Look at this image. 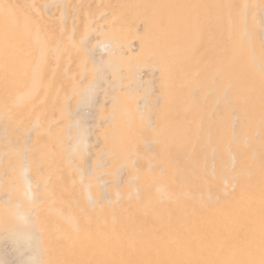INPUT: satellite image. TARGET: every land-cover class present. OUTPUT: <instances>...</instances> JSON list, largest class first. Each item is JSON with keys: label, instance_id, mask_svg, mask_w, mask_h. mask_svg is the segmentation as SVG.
Returning a JSON list of instances; mask_svg holds the SVG:
<instances>
[{"label": "rangeland", "instance_id": "rangeland-1", "mask_svg": "<svg viewBox=\"0 0 264 264\" xmlns=\"http://www.w3.org/2000/svg\"><path fill=\"white\" fill-rule=\"evenodd\" d=\"M82 1H84V3H82ZM100 1L104 5L103 9L101 8L103 6ZM77 2L76 0H0V21H2V14L4 10L9 11V9L12 8L10 12L6 13L8 16V19L6 20L7 24L5 25L6 28H2V26L0 25V81L2 79V82H0V107H3L4 109L2 108L1 110L6 112H9L7 110H10V112L14 110L15 112L12 113L13 115L11 116V118L14 120L17 119L14 122H12L11 120L12 125L14 126L13 129L16 128V132L13 129V131L10 130L11 128L9 129L10 131H2L3 129L1 127L8 123L6 120L2 121L3 119L0 121V151H4L2 153L3 155L0 153V155L3 156H1L2 159H0V168H4V170L1 171L2 176H0V179H7V182L5 184H8L7 186L10 187V191L7 187L5 193H3V195H0V199L3 200H0V202H2L0 203V220L2 219L0 224H5V226L3 224L0 226V262H3V264H47V262L48 264H105V258L109 254H116V256L113 257H117L119 256L117 255L119 253L121 254V256H119L118 259L122 261L121 264H131L130 261L126 258L129 259L131 253L138 252L137 250L140 249L139 251H141L142 253L144 251V253L147 255V258L145 255V259L143 261L145 262L144 264H210L212 261L213 262L211 264H231V262L232 264H236V261H238L237 264H245L247 260H251L249 261L250 264H264V228H261V230L263 231L260 230L261 232L258 234L260 236L262 235L261 238L259 236V240L261 241L260 244V241L257 238L258 235H256L257 237L255 239H257L259 242L254 239L255 235H252V233L250 232L246 233L248 231H244V229L234 228L229 231L230 223H234L235 220H237L242 215V218L244 217L243 219L246 222V227L250 228L249 231L251 230L252 224H255L259 220V218L264 220V180L256 171L255 173H253L255 168L256 170H259L257 169L258 167L260 169L264 167V159H262L264 158V139H261V137H264V124L261 125V123H264V118H262L264 116V108L262 109V106L264 105V99H262L264 98V0H185L184 2H176V0H79V2ZM74 3H77L78 5L75 6ZM81 3L84 6L81 5ZM87 4L89 6H87ZM92 4H95L97 10L100 9L99 12L96 10L98 13L95 11L96 7ZM81 6H83V8ZM107 7H110V10ZM78 8H80V10H83L84 8L85 9L83 11L81 10L83 12L81 13ZM41 9L43 11H41ZM70 12L72 17L70 16ZM92 13H94L95 15ZM255 14L257 17L255 16ZM96 15L97 17H95ZM65 17L67 18V21ZM82 20H85L86 24L82 22ZM27 21L28 23H26ZM245 21L247 27H245ZM139 22L141 23L139 24ZM82 23L84 25H82ZM76 24H78L79 26L77 25L76 27ZM153 25H155L156 27L154 28ZM108 26L110 27V29L108 28ZM150 26L153 27L152 30L150 29ZM75 27L77 30L76 34H72V30ZM63 29H66L65 33L63 32ZM38 30L40 31L41 35H46V38L44 37L45 39H43V41L39 43L37 40H34L35 34L38 32ZM53 30L56 34H54ZM81 30L82 34L80 33ZM194 30L197 31V34L200 36L197 39H193V35H195L193 32ZM130 31L131 33L129 34L128 32ZM115 33L120 34V36H118L122 41L120 40L119 42H116L113 40L116 36ZM99 35L101 37L103 35L104 36L101 38ZM131 35L133 38L131 37ZM156 35L159 37L158 39H156ZM240 36H243V39L239 42L238 39ZM117 38H115V40ZM139 38L141 39V41ZM86 40L87 42H85ZM145 41H147L148 43ZM208 41L210 43L207 44ZM77 42L80 44V46ZM213 44L214 46L212 48ZM210 47L211 51L208 50ZM79 49H82L81 52ZM126 49L128 50V52ZM142 49L145 52H153L150 55L152 56V60L149 56L148 61H145L142 64H138L132 61L130 62V64H125L126 66H119L117 68H114L115 63L118 60L129 55H133V57H137L136 59H138L140 57L139 52ZM165 52L166 54H164ZM209 52L210 54L214 53V57H210ZM80 53L82 54L80 55ZM157 53H161L162 55L158 57L159 59L157 61H153L154 56ZM205 53L207 54L203 57ZM77 54L79 57L77 56ZM201 56L203 57V59L201 58ZM85 57H87L88 59ZM199 58L201 59V61H198L200 60ZM221 58L222 60H220ZM42 59H44L45 61H43ZM49 59H51L52 63ZM11 60H14V63H12ZM219 60L223 62V65ZM36 65H38V68ZM77 67H79L78 71ZM257 68L260 69L258 70ZM39 69L42 71V75L40 78L41 83L36 87V89H33V83L35 81L34 78ZM24 72L25 75L23 74ZM197 72L199 74H197ZM59 76L61 77L59 78ZM161 76L163 80L159 78ZM223 76L224 81L222 80ZM67 79L70 81L68 82ZM240 79H242L241 82ZM63 80H65V82H63ZM25 81L27 82V84H22ZM218 82L219 84H217ZM223 82L225 83L223 84ZM232 82H234L235 84H233ZM56 84H58V86ZM23 85L26 86L24 87ZM162 85L165 87H163ZM221 86H225V88L222 87L221 89ZM91 87L92 89L89 90V88ZM257 87H259V90L261 89L260 92L259 90H257ZM55 88H57L58 90ZM161 88L167 90V93L165 92V94L162 95ZM232 88H235L237 90L238 88H242L240 89L241 91L238 90V93L242 91L244 92L245 90L247 95L245 94V92L242 93L243 95H245L244 98L242 97L241 93H235V89L233 90ZM7 89L10 91L8 92ZM12 89L14 94H12ZM174 89H179L180 95L176 99L172 100L170 99L169 92L173 91ZM220 89L223 92L219 91ZM252 89L254 93L252 92ZM232 90L235 93V97L231 95L233 94ZM220 92L221 96H219ZM30 94H32L31 97L29 96ZM119 94L121 96L116 98ZM254 94H258L259 96L257 97ZM5 95L7 98L5 97ZM229 95L230 97H232L231 99ZM250 95L252 96L250 97ZM260 95L262 98L260 97ZM236 96H238V98ZM247 96L248 98H246ZM27 97L29 98L27 99ZM235 98H237L238 100L239 98H241V101L238 103L236 102L237 99ZM260 98L262 99V101H260ZM3 99H8V102H5L6 100ZM33 99L35 101H33ZM67 101H69V103ZM247 102L248 104L250 103L249 106L252 105V108L256 107V109H254L257 113L255 111L253 112L254 109L252 108L251 112L249 106L245 104ZM224 103L225 106L223 105ZM50 104L53 105L51 106ZM160 104H163V106H161ZM241 104L242 108H240ZM228 105L230 106V108ZM57 106L58 108L56 109ZM113 107H115V109ZM152 107L154 109L150 110ZM227 108H229V112L225 113V110ZM18 109L24 111L25 113L18 111ZM41 110L43 113H40ZM27 111H30L31 114H37H35L34 117H31L30 115H28ZM245 111H250V113L248 112V114ZM157 112H159V117L156 116L158 115L156 114ZM162 112L164 114H162ZM240 112H242V114ZM243 112H245L249 116L247 117L245 113L243 115ZM237 113H240V115ZM184 114H187L185 119L182 118ZM216 114L218 115L216 116ZM220 114H223L225 117H223V115L221 116ZM225 114H229V116ZM25 115H27V118ZM197 115H199L200 117L197 118ZM255 116L257 119L254 118ZM259 116L261 119H259ZM206 117H208L209 120ZM229 117L231 118L229 119ZM156 118L159 120H156ZM233 118H235L234 121ZM239 118L241 119V121L243 120L242 123L240 122ZM210 119L214 121L211 122ZM226 119H229V121H227ZM200 120L202 122L201 124ZM216 120H218V122ZM168 121H170V123ZM226 121L229 126L227 125ZM1 122L3 123L1 124ZM223 122L226 123L225 127L228 126L227 128H222V126L224 127ZM18 123L20 124L18 125ZM217 123H222L220 125L221 127H219ZM158 124H162L165 127H163L159 132H156ZM203 124L205 128L207 127V129L203 128ZM211 124L212 126H210ZM17 126L19 127L17 128ZM34 126H36L37 128ZM40 126L42 128H39ZM154 126H156V128ZM249 126L251 131L248 130ZM251 126L254 130L253 132ZM258 126H261L262 128L259 129ZM21 128L23 129L21 130ZM108 128L110 129L108 130ZM220 128L225 130L223 131ZM230 128L232 129V131L230 130ZM204 129L205 132L202 133ZM103 130H107L108 132H103ZM125 130L130 133L131 144L128 146V149L126 151L127 156L123 161V159L121 158L118 159L116 153L113 152H117L118 150H120L119 139L124 136ZM213 130L215 133H213ZM238 130H242V132H239ZM31 131H33V135ZM49 131L53 132L50 133ZM219 131L220 133L222 131L224 136L222 135V133L221 135L223 137L218 134ZM226 131L229 133V135ZM54 132H56V134ZM235 132L236 134L233 135V133ZM238 132L240 134H238ZM260 132H262L261 134L263 135L258 134ZM204 133L208 135H204ZM34 135L36 136V138ZM210 135L214 136L212 137ZM236 135H238L240 139L238 137H235ZM240 135L243 139L240 137ZM54 136L56 137L54 138ZM208 137H210V139ZM224 137L227 139V142L225 141L226 139L224 140L227 144L223 141ZM14 138L17 140H15ZM217 138H220L221 140H217ZM4 139L8 142H6ZM8 139L12 141H9ZM40 141L43 142V144ZM51 141L52 144H50ZM176 141L177 143H175ZM195 141L197 143L199 141V143L196 144ZM210 141H212V143H210ZM245 141H248L249 143ZM10 142L12 143L10 144ZM16 142L18 143L15 144ZM20 142L21 144H19ZM31 142L34 145L31 144ZM47 142H49L51 146ZM200 142L202 144H200ZM223 142L226 145H223ZM161 143H164V145L162 144L161 146H159ZM247 143L249 146L252 145V148H256L257 146L258 150H256L255 148L250 149ZM27 144L29 145L27 146ZM55 144L57 145V147ZM229 144L230 147L227 146ZM231 144L233 146L236 145V147H233ZM259 144L262 145L258 146ZM4 145L5 148L3 147ZM10 145L12 147H8ZM14 145L16 146L15 149L18 148V153L16 152V150H14ZM141 145L143 146L141 147ZM206 145L208 146V148ZM237 145H239V147L241 146L240 149H243L240 150ZM244 145L247 147H244ZM20 146H22V149ZM33 146L36 147L34 148ZM38 146L40 147V149ZM45 146L47 148L46 153L47 151H49L48 155L44 152V149H46L44 148ZM224 146H227L228 148L226 147L224 150ZM136 147L138 148V150ZM205 147L207 148L206 150L210 148L211 149L205 151ZM143 148L145 149V151ZM235 148L237 149L235 150L236 152L232 150ZM247 148H249L250 152L245 150ZM26 149H28L27 152ZM36 149L40 151H42L41 149L44 150L43 157L41 156L42 153H40V151L39 153L38 150L37 152L35 151ZM12 150H14V152H12ZM72 150L74 151V153ZM226 150L228 154L226 153ZM136 151H138V153ZM210 151L211 153L206 154V152ZM238 151H241L242 153ZM55 152L57 154H60V156L56 155ZM203 152L204 154H202ZM234 152L236 154H234ZM7 153H9V155H7ZM237 153L238 155H242L238 156ZM5 154L7 156H5ZM51 154L54 155L50 157ZM224 154L226 157H223ZM260 154L262 155V157H260ZM24 155L26 156V158ZM164 155H167V157H164ZM213 155H215L216 158L217 156L219 158L216 159ZM235 155L237 158H241H236L235 160ZM257 155H259V158L256 157ZM221 156L224 159L221 158ZM229 156H232V160ZM35 158H37V162L39 163H33ZM220 158L223 160L221 161ZM14 159L16 162H13ZM8 160H10L9 165L12 164L11 167L5 164ZM112 160L115 162V165L113 164ZM205 162L209 165H207ZM238 162L242 167L238 165ZM220 163L222 166L219 165ZM222 163L224 164V166ZM32 164L34 166H32ZM205 164L208 168L204 167ZM112 165L113 167H111ZM234 166H239L237 168L242 169H237ZM129 170H131L132 172H129ZM37 171L40 173V175L43 174V176L41 175V178L37 177ZM52 171L54 172L53 175ZM214 171L217 172L214 173ZM247 172H250L252 175L256 173L257 174L254 176H250V173L248 175ZM58 173L60 174V177ZM223 173L228 175H223ZM12 174L13 176L9 177ZM55 174L58 178L54 176ZM205 174L207 177L205 176L204 179ZM129 175H132L131 178H129ZM239 175L241 177H239ZM5 176L9 178H5ZM27 176H31L34 178V183L38 185L37 189H40L42 192V194L38 195V198L36 196L31 201H28L26 197L27 179L25 177ZM83 176H85L86 179ZM227 176H229V181L226 180ZM215 177H219V179H215ZM220 177H223L225 181ZM213 178L215 179V181H217V185L215 186L213 185L215 182ZM239 178H241L242 180H239ZM58 179L62 180L60 181L61 184L59 183ZM209 179L213 180V183ZM238 180L240 181V183L238 182ZM38 181L43 182V184H40V182L38 183ZM44 181H47L45 182L46 184L44 183ZM75 181H77L76 185ZM206 181H210V183H212L213 189L212 185H209V183ZM51 183H54V186H52ZM67 183L69 184V186L67 185ZM80 184L82 186H80ZM128 184L132 187H129ZM40 185L43 189L40 188ZM55 185H59V187H61V191L59 187L57 186V188ZM91 185H93L92 187H95L92 189L90 188ZM62 186H64L65 188ZM75 187L77 191H75ZM52 188L53 190H51ZM69 188H72V190L70 189V191ZM118 189H120L121 191ZM254 189L257 191L254 194L255 197L253 196L255 199L252 198L250 200L248 199L247 194H251L249 192L254 193ZM11 190H13L12 192L15 193H11ZM95 190L97 191L95 192ZM167 190H169V192H167ZM258 190H260L261 193L260 191L258 192ZM61 192H63V194L65 195H62ZM76 192L79 193V196L77 195L78 193L76 194ZM140 193L142 195H140ZM13 194L14 197L12 196L13 198H10L11 196H9V200L8 195ZM242 195L245 196H243L242 198ZM47 196L48 198H46ZM61 197H63L64 199ZM83 197L85 202L83 201ZM91 197H94V199ZM40 198L43 200H41ZM112 198L114 200H112ZM188 198L190 199V201L188 200ZM45 199H47L48 201ZM242 199H244L245 202ZM72 200L73 202H71ZM252 200H254V202ZM120 201L121 203H119ZM240 201L244 202L245 205ZM145 202H149L150 206H144ZM188 203L190 206L188 205ZM237 203L238 205L239 203H241L242 205H239L241 207H239ZM19 204L21 206H25L26 209H29V211L27 210L28 213L26 212L24 214L22 210L24 209L23 211H25L26 209L24 207L22 208ZM236 205L239 209L236 207ZM194 207L195 209H193ZM245 207H247V209ZM244 208L246 209V211L244 210ZM250 208H254L251 209V211L257 210L258 213L257 211H254L255 213H251ZM62 209H64V211ZM169 210L173 213H170ZM199 211L202 215L199 213ZM236 211L238 212V214ZM38 212L40 214H38ZM162 213L165 217L161 216L163 215ZM176 213L180 214L177 215ZM203 213H207V216L203 215ZM26 214L28 215L26 216ZM173 215L175 216L174 218ZM198 215L199 217H196ZM238 215L239 217H237ZM222 216L223 218H219ZM4 217L6 218L4 219ZM8 217L11 218L8 219ZM50 217L53 221H51ZM152 217L154 218V220ZM252 217H254L256 220L258 218V220H254L256 221L254 222L252 221V219H254ZM25 218L29 220V223L26 225L28 226V231L20 232L19 229L25 226L23 222L24 220L22 221V219ZM139 218L141 219L139 220ZM229 218L232 219H230L232 222L229 220ZM169 219H172V221L176 222H171L168 224L167 222H170ZM75 220L76 224H78V230L74 228ZM141 220H146V222L143 221V223H141ZM219 221L223 222L221 223ZM44 222L50 225L47 226V224ZM248 222L249 226H247ZM144 223L145 225H143ZM163 223H166L167 226L163 225ZM201 223H203L202 226ZM58 224H61L63 228ZM220 224H224V226ZM171 225H175L176 227L174 228ZM142 226L145 228H143ZM166 227L169 228V230ZM162 228L165 229L163 230ZM139 229H141L142 231ZM214 229H216L217 231ZM207 231L210 233H208ZM229 234L231 237L229 236ZM236 234L240 238H238ZM31 235L34 238H31ZM226 236H228V240ZM232 236L234 239H232ZM20 237H24V240L20 239ZM220 238L222 239L221 241ZM40 239L43 240L41 241ZM224 239L227 241H225ZM30 240L33 241L30 242ZM254 241L255 243L253 244ZM256 241L258 242V244ZM29 242L32 244H30L29 246L26 245ZM33 242H35L36 244H33ZM222 242L226 243V245H222ZM44 243L47 244V247H44ZM130 243L133 245H131ZM179 243H181L182 246L179 245ZM49 244H52L53 246ZM220 244L222 247L220 246ZM261 244L262 246H260ZM254 246L256 249L254 248ZM150 247L152 248L150 249ZM195 247L197 248L196 251ZM260 247H262L261 250ZM31 248H36L37 252L35 250L33 252V249ZM113 248H115V250ZM23 249H25L26 251ZM50 249L52 250L50 251ZM112 249L113 251H111ZM251 249L253 250V252ZM38 250H41L42 252L38 253ZM250 251L252 252V254ZM105 252L106 254H109L106 255ZM164 252L168 254L166 255ZM259 252L260 254H258ZM125 253H127L128 255ZM157 253L159 255L163 254V258L161 256L159 257ZM197 253L199 255H196ZM124 254L126 255V258L124 257ZM27 255H29L30 257ZM222 256L226 259L225 260L223 258L224 262L222 261ZM230 256L234 257V260H230ZM27 257H29V259H27ZM176 257H179V259ZM102 258L104 259V261L101 260ZM113 259L115 260L116 258ZM122 259H124V261ZM217 259L219 262L217 261ZM114 260H111L112 264H120L118 260ZM228 260L230 261V263L228 262ZM241 260L243 261V263L241 262ZM143 262H141L140 264H143ZM249 262H247L246 264H248Z\"/></svg>", "mask_w": 264, "mask_h": 264}, {"label": "bare ground", "instance_id": "bare-ground-1", "mask_svg": "<svg viewBox=\"0 0 264 264\" xmlns=\"http://www.w3.org/2000/svg\"><path fill=\"white\" fill-rule=\"evenodd\" d=\"M102 1H103V0H102ZM177 1H178V2H184L185 0H176V2H177ZM76 2H77V0H76ZM78 2H79V0H78ZM78 2H77V3H78ZM80 2H81V1H80ZM88 2H89V1H88ZM93 2H94V1H93ZM100 2H101V1H100ZM106 2H107V1H106ZM108 2H109V1H108ZM77 3H76V4L74 3L75 6L78 5ZM82 3H84V1H82ZM82 3H81V5H83ZM91 3H92V2H91ZM101 3H102V2H101ZM104 3H105V2H104ZM115 3H116V2H115ZM229 3H231V2H229ZM54 4H55V3H54ZM59 4H60V3H59ZM64 4H65V3H64ZM110 4H111V3H110ZM85 5H86V4H85ZM92 5L95 6V4H92ZM177 5H178V4H177ZM67 6H68V4H67ZM71 6H72V5H71ZM83 6H84V5H83ZM83 6H81V7L83 8ZM87 6H89V5L87 4ZM100 6H101V5H100ZM102 6H103V7H101V8L103 9V8H104L103 3H102ZM112 6H113V5H112ZM116 6H117V5H116ZM224 6H225V5H224ZM95 7H96V6H95ZM110 7H111V6H110ZM110 7H109V8H110ZM236 7H237V6H236ZM58 8H59V7H58ZM70 8H71V7H70ZM76 8H77V7H76ZM107 8H108V7H107ZM109 8H108V9H109ZM111 8H112V7H111ZM250 8H251V7H250ZM11 9H12V8H11ZM11 9H9V11H8V10H4V12H3V14H2V15H3V17H2V21H0V25L2 26V28H6V27H5V25L7 24V21H6V20L8 19V16H7L6 13L10 12ZM28 9H29V8H28ZM67 9H68V7H67ZM78 9L80 10V8H78ZM84 9H85V8H84ZM84 9H83V10H84ZM91 9H92V8H91ZM108 9H107V10H108ZM81 10H82V9H81ZM81 10H80V11H81ZM83 10H82V11H83ZM96 10H97V7H96L95 11H96ZM99 10H100V9H98L97 11L99 12ZM105 10H106V9H105ZM109 10H110V9H109ZM152 10H153V8H152ZM192 10H193V9H192ZM245 10H247V9H245ZM41 11H43V10L41 9ZM68 11H69V9H68ZM68 11H67V12H68ZM82 11H81V13H83ZM86 11H87V9H86ZM97 11H96V12H97ZM112 11H113V10H112ZM177 11H178V10H177ZM98 12H97V13H98ZM109 12H110V11H109ZM204 12H205V11H204ZM65 13H66V12H65ZM84 13H85V12H84ZM94 13H95V12H94ZM94 13H92V14H94ZM111 13H112V12H111ZM183 13H184V12H183ZM186 13H188V12H186ZM186 13H185V14H186ZM67 14H68V13H67ZM67 14H66V15H67ZM79 14H80V13H79ZM79 14H78V15H79ZM85 14H86V13H85ZM90 14H91V12H90ZM90 14H89V15H90ZM95 14H96V13H95ZM95 14H94V15H95ZM108 14H109V13H108ZM243 14H244V13H243ZM252 14H253V13H252ZM42 15H43V14H42ZM68 15H69V14H68ZM68 15H67V16H68ZM94 15H93V16H94ZM109 15H110V14H109ZM180 15H181V14H180ZM70 16H71V12H70ZM93 16H92V17H93ZM236 16H237V15H236ZM244 16H245V15H244ZM255 16H256V14H255ZM41 17H42V16H41ZM71 17H72V16H71ZM95 17H97V15H96ZM181 17H182V16H181ZM242 17H243V16H242ZM245 17H246V16H245ZM245 17H244V18H245ZM253 17H254V16H253ZM256 17H257V16H256ZM35 18H37V17H35ZM65 18H66V17H65ZM93 18H94V17H93ZM106 18H107V17H106ZM121 18H122V17H121ZM132 18H133V17H132ZM68 19H69V18H68ZM76 19H77V18H76ZM94 19H95V18H94ZM127 19H128V18H127ZM257 19H258V18H257ZM26 20H27V19H26ZM35 20H36V19H35ZM78 20H79V19H78ZM103 20H104V19H103ZM46 21H47V20H46ZM66 21H67V18H66ZM66 21H64V22H66ZM93 21H94V20H93ZM105 21H106V20H105ZM68 22H69V21H68ZM82 22L85 23V20H84V21L82 20ZM103 22H104V21H103ZM243 22H244V21H243ZM26 23H28V21H27ZM53 23H54V22H53ZM60 23H61V21H60ZM94 23H95V22H94ZM114 23H115V22H114ZM137 23H138V22H137ZM140 23H141V22H139V24H140ZM224 23H225V22H224ZM224 23H223V24H224ZM63 24H64V23H63ZM85 24H86V23H85ZM91 24H92V23H91ZM97 24H98V22H97ZM104 24H105V23H104ZM61 25H62V24H61ZM67 25H68V24H67ZM77 25H78V24H76V27H77ZM82 25H84V24L82 23ZM107 25H109V24H107ZM107 25H106V26H107ZM183 25H184V24H183ZM185 25H186V24H185ZM198 25H199V24H198ZM246 25H247V24H246V21H245V27H247ZM1 26H0V27H1ZM78 26H79V25H78ZM96 26H97V25H96ZM99 26H100V25H99ZM137 26H138V25H137ZM153 26H154V28L156 27L155 25H153ZM76 27L72 30V34H76V31H77V30H76ZM104 27H105V26H104ZM204 27H205V26H204ZM62 28H63V26H62ZM64 28H65V27H64ZM82 28H83V26H82ZM99 28H100V27H99ZM108 28L110 29L109 26H108ZM128 28H129V27H128ZM261 28H262V27H261ZM48 29H49V27H48ZM78 29H79V27H78ZM106 29H107V28H106ZM106 29H105V30H106ZM136 29H137V28H136ZM136 29H135V30H136ZM150 29L152 30L153 27L150 26ZM63 30H64V29H63ZM65 30H66V29H65ZM65 30L63 31L64 33H65ZM95 31H96V30H95ZM165 31H166V30H165ZM251 31H252V30H251ZM53 32H54V34H56L54 30H53ZM67 32H68V30H67ZM81 32H82V30L80 31V33H81ZM107 32H111V31H107ZM193 32H194V34H195V35H193V39H197V38L200 37V36L197 34V31L194 30ZM227 32H228V31H227ZM78 33H79V31H78ZM103 33H104V32H103ZM128 33L130 34L131 31L128 32ZM188 33H189V32H188ZM62 34H63V33H62ZM81 34H82V33H81ZM88 34H89V32H88ZM109 34H110V33H109ZM123 34H125V33H123ZM126 34H127V33H126ZM135 34H136V33H135ZM115 35H116V36H115ZM115 35H114L115 38H117V37H118V38H117L116 40H115V38H114L113 40L116 41V42H119V41L121 40V38L119 37L120 34H119V33H117V34L115 33ZM118 35H119V36H118ZM246 35H247V34H246ZM60 36H61V35H60ZM72 36H73V35H72ZM82 36H83V35H82ZM89 36H90V35H89ZM99 36H100V35H99ZM103 36H104V35H103ZM103 36H102V37H103ZM129 36H130V35H129ZM156 36H157V35H156ZM44 37L46 38V35H41V34H40V31L38 30V32L35 34V38H34V40H35V41L37 40L38 43H39V42L43 41V39H45ZM100 37H101V36H100ZM102 37H101V38H102ZM108 37H109V36H108ZM131 37H132V35H131ZM134 37H135V36H134ZM74 38H75V36H74ZM132 38H133V37H132ZM141 38H142V37H141ZM145 38H146V37H145ZM149 38H150V37H149ZM158 38H159V37L157 36L156 39H158ZM57 39H58V38H57ZM139 39H140V38H139ZM242 39H243V36H240L239 39H238V41L240 42ZM78 40H79V39H78ZM78 40H77V41H78ZM129 40H130V39H129ZM144 40H145V39H144ZM144 40H143V41H144ZM146 40H147V39H146ZM148 40H149V39H148ZM150 40H151V39H150ZM176 40H177V39H176ZM234 40H235V39H234ZM252 40H253V39H252ZM121 41H122V40H121ZM140 41H141V39H140ZM257 41H258V40H257ZM85 42H87V40H86ZM145 42H147V41H145ZM181 42H185V41H181ZM77 43H78V42H77ZM147 43H148V42H147ZM208 43H210V42L208 41L207 44H208ZM250 43H251V42H250ZM52 44H53V43H52ZM141 44H143V43H141ZM78 45L80 46L79 43H78ZM84 45H85V44H84ZM98 45H99V44H98ZM240 45H241V43H240ZM255 45H256V43H255ZM210 46H211V45H210ZM213 46H214V44L212 45V48H213ZM215 46H217V45H215ZM249 46H250V45H249ZM251 46H252V45H251ZM84 47H85V46H84ZM86 47H87V46H86ZM88 47H90V46H88ZM98 47H99V46H98ZM101 47H102V46H101ZM80 48H81V47H80ZM108 48H109V45H108ZM152 49H153V48H152ZM205 49H206V48H205ZM210 49H211V47H210L208 50L211 51ZM219 49H220V48H219ZM249 49H251V48H249ZM41 50H42V49H41ZM79 50H80V49H79ZM81 50H82V49H81ZM81 50H80V52H81ZM126 50H127V49H126ZM208 50H207V51H208ZM245 50H246V49H245ZM218 51H219V50H218ZM242 51H243V50H242ZM242 51H241V52H242ZM41 52H42V51H41ZM82 52H83V51H82ZM127 52H128V50H127ZM129 52H130V50H129ZM245 52H246V51H245ZM33 53H34V52H33ZM43 53H44V51H43ZM71 53H72V52H71ZM131 53H132V52H131ZM131 53H130V54H131ZM152 53H153V52H145V51L142 49V50L139 52L140 57H139L138 59H136L137 57H136V58L133 57V55H129V56H127V57H124V58L118 60V61L115 63V67H114V68H117V67H119V66H126L125 64H130V62H132V61H134V62H136V63H138V64H142V63H144L145 61H146V62L148 61V58H149V56H150ZM207 53H208V52H207ZM207 53H205V55H203V57L206 56ZM251 53H252V52H251ZM255 53H256V52H255ZM47 54H48V53H47ZM81 54H82V53H80V55H81ZM164 54H166V52H165ZM164 54H163V55H164ZM209 54H210V52H209ZM239 54H240V53H239ZM124 55H126V54H124ZM161 55H162L161 53H157V54H155L153 61H157V60L159 59L158 57H160ZM213 55H215V54H214V53H211V54H210V57H212ZM77 56H78V54H77ZM83 56H84V55H83ZM122 56H123V55H122ZM250 56H251V55H250ZM256 56H257V54H256ZM43 57H44V56H43ZM62 57H63V56H62ZM62 57H61V58H62ZM78 57H79V56H78ZM151 57H152V56H150V59H151ZM203 57L201 56L202 59H203ZM213 57H214V56H213ZM85 58H87V57H85ZM118 58H120V57H118ZM252 58H253V57H252ZM76 59H77V57H76ZM87 59H88V58H87ZM199 59H200V58H199ZM42 60L45 61L44 59H42ZM49 60L51 61V59H49ZM59 60H60V59H59ZM78 60H79V59H78ZM151 60H152V59H151ZM209 60H210V59H209ZM220 60H222V58H221ZM220 60H219V61H220ZM71 61H72V60H71ZM86 61H87V60H86ZM198 61H201V59L198 60ZM262 61H263V60H262ZM11 62L14 63V60H11ZM217 62H218V61H217ZM260 62H261V61H260ZM51 63H52V61H51ZM136 63H135V64H136ZM153 63H154V62H153ZM178 63H179V62H178ZM197 63H198V62H197ZM220 63L223 65V62H222V61H220ZM41 64H42V63H41ZM44 64H45V63H44ZM133 64H134V63H133ZM133 64H132V65H133ZM50 65H51V64H50ZM205 65H206V64H205ZM261 65H262V64H261ZM36 66H37V68H38V65H36ZM48 66H49V65H48ZM176 66H177V65H176ZM249 66H250V65H249ZM249 66H248V67H249ZM262 66H263V65H262ZM186 67H187V66H186ZM205 67H206V66H205ZM41 68H42V66H41ZM41 68H40V69H41ZM78 68H79V67H77V71H78ZM178 68H179V67H178ZM223 68H224V67H223ZM249 68H250V67H249ZM40 69L37 71V74H36V76H35V78H34L35 81H34V83H33V89H36V87H37L38 85H40V83H41V82H40V78H41V75H42V71H41ZM48 69H49V68H48ZM129 69H130V68H129ZM184 69H185V68H184ZM191 69H193V68H191ZM238 69H239V68H238ZM257 69H258V68H257ZM259 69H260V68H259ZM259 69H258V70H259ZM120 70H121V69H120ZM249 70H250V69H249ZM52 71H53V70H52ZM57 71H58V70H57ZM74 71H75V70H74ZM77 71H76V72H77ZM158 71H159V69H158ZM162 71H164V70H162ZM55 72H56V71H55ZM227 72H228V71H227ZM230 72H231V71H230ZM57 73H58V72H57ZM59 73H60V71H59ZM68 73H69V72H68ZM71 73H72V72H71ZM161 73H162V72H161ZM164 73H166V72H164ZM199 73H200V71H199ZM199 73L197 72V74H199ZM261 73H263V72H261ZM23 74L25 75V72H24ZM44 74H45V73H44ZM85 74H86V73H85ZM168 74H169V73H168ZM168 74H167V75H168ZM181 74H184V73H181ZM194 74H195V73H194ZM194 74H193V75H194ZM231 74H232V73H231ZM237 74H238V73H237ZM259 74H260V72H259ZM47 75H48V74H47ZM56 75H57V74H56ZM60 75H61V74H60ZM158 75H159V74H158ZM165 75H166V74H165ZM200 75H201V74H200ZM227 75H228V74H227ZM241 75H242V74H241ZM246 75H247V74H246ZM79 76H80V75H79ZM174 76H175V75H174ZM196 76H198V75H196ZM60 77H61V76H59V78H60ZM246 77H248V76H246ZM263 77H264V75H263ZM78 78H79V77H78ZM159 78L162 79V76L159 77ZM244 78H245V77H244ZM249 78H250V77H249ZM256 78H257V77H256ZM26 79H27V78H26ZM43 79H44V78H43ZM91 79H92V78H91ZM161 79H160V80H161ZM254 79H255V78H254ZM53 80H54V79H53ZM60 80H61V79H60ZM67 80H68V79H67ZM74 80H75V79H74ZM160 80H159V81H160ZM162 80H163V79H162ZM165 80H166V79H165ZM168 80H169V79H168ZM222 80L224 81V76H223V79H222ZM241 80H242V79H240V82H241ZM249 80H250V79H249ZM3 81H4V80H3ZM42 81H43V80H42ZM69 81H70V80H68V82H69ZM76 81H78V80H76ZM166 81H167V80H166ZM192 81H193V80H192ZM244 81H245V80H244ZM258 81H259V80H258ZM0 82H2V79H1ZM25 82H26V81H25ZM25 82L22 83V84H27V82H26V83H25ZM38 82H39V83H38ZM63 82H65V80H63ZM235 82H236V81H235ZM255 82H256V81H255ZM6 83H7V82H6ZM6 83H2V84H6ZM80 83H81V82H80ZM83 83H84V82H83ZM183 83H184V82H183ZM191 83H192V82H191ZM199 83H200V82H199ZM209 83H210V82H209ZM220 83H222V82H220ZM224 83H225V82H223V84H224ZM232 83L235 84L234 82H232ZM237 83H238V82H237ZM248 83H249V82H248ZM210 84H211V83H210ZM217 84H219V82H218ZM226 84H227V83H226ZM7 85H9V84H7ZM7 85H6V86H7ZM51 85H52V84H51ZM56 85L58 86V84H56ZM64 85H65V84H64ZM220 85H221V84H220ZM239 85H240V84H239ZM1 86H2V85H1ZM23 86H24V85H23ZM25 86H26V85H25ZM25 86H24V87H25ZM162 86H163V85H162ZM225 86H226V85H225ZM225 86H221V89H222V87L225 88ZM235 86H236V85H235ZM235 86H232V87H235ZM252 86H253V85H252ZM254 86H255V85H254ZM256 86H257V85H256ZM16 87H17V86H16ZM16 87H14V88H16ZM92 87H93V86H92ZM92 87L89 88V90L92 89ZM163 87H165V86H163ZM229 87H230V86H229ZM236 87H237V86H236ZM238 87H240V86H238ZM3 88H4V86H3ZM39 88H41V87H39ZM68 88H69V87H68ZM8 89H9V87H8ZM8 89H7V91L9 92L10 90H8ZM55 89H57V88H55ZM204 89H205V88H204ZM204 89H203V90H204ZM221 89H220L219 91L223 92ZM232 89H233V88H232ZM234 89H235V88H234ZM234 89H233V90H234ZM240 89H242V88H238L239 91H241ZM244 89H245V88H244ZM244 89H243V90H244ZM2 90H3V89H2ZM41 90H42V89H41ZM57 90H58V89H57ZM67 90H68V89H67ZM227 90H228V89H227ZM233 90H232V91H233ZM236 90H237V89L234 90L235 93H238V90H237V92H236ZM257 90H259V87H257ZM260 90H261V89H260ZM260 90H259V92H260ZM86 91H88V90H86ZM166 91H167V90H164V89L161 88V94H162V95L165 94ZM229 91H230V89H229ZM234 91L232 92L233 94H231L230 92H229V93L235 97V95H234V94H235ZM4 92H5V91H4ZM12 92H13V89H12ZM12 92H11V93H12ZM41 92H42V91H41ZM41 92H40V93H41ZM54 92H55V90H54ZM54 92H53V93H54ZM62 92H64V91H62ZM62 92H61V93H62ZM203 92H204V91H203ZM221 92H220L219 96H221ZM225 92H226V91H225ZM244 92H245V90H244ZM244 92L242 91V92H239V93L242 94V93H244ZM248 92H249V91H248ZM250 92H251V91H250ZM252 92L254 93L253 89H252ZM32 93H33V92H32ZM49 93H50V91H49ZM53 93H52V95H53ZM133 93H135V92H133ZM166 93H167V92H166ZM201 93H202V91H201ZM205 93H206V92H205ZM205 93H204V94H205ZM239 93H238V94H239ZM255 93H256V92H255ZM12 94H14V92H13ZM35 94H36V93H35ZM238 94H237V95H238ZM245 94H246V92H245ZM248 94H250V93H248ZM259 94H260V93H259ZM261 94H262V92H261ZM31 95H32V94H30L29 96L31 97ZM158 95H159V93H158ZM179 95H180V91H179V89H174L173 91H170V92H169L170 99H172V100H173V99H176ZM188 95H189V94H188ZM246 95H247V94H246ZM254 95H255V94H254ZM38 96H39V95H38ZM120 96H121V95L119 94L116 98H118V97H120ZM129 96H130V95H129ZM227 96H228V95H227ZM244 96H245V95L242 94V97H244ZM251 96H252V95H250V97H251ZM255 96L258 97L259 95L257 94V95H255ZM2 97H4V96H2ZM5 97H6V95H5ZM11 97H13V96H11ZM11 97H10V98H11ZM59 97H60V96H59ZM229 97H230V95H229ZM236 97L238 98V96H236ZM242 97H241V98H242ZM260 97H261V95H260ZM6 98H7V97H6ZM28 98H29V97H27V99H28ZM37 98H38V97H37ZM37 98H36V99H37ZM182 98H183V97H182ZM186 98H188V97H186ZM212 98H213V97H212ZM215 98H216V97H215ZM215 98H214V99H215ZM231 98H232V97H230V99H231ZM237 98H235V99H237ZM241 98H239V100L237 99L236 102L239 103V102L241 101V100H240ZM244 98H245V97H244ZM246 98H248V96H247ZM261 98H262V97H261ZM261 98H260V99H261ZM1 99H2V98H1ZM52 99H53V98H52ZM70 99H71V98H70ZM205 99H206V98H205ZM250 99H251V98H250ZM260 99H259V100H260ZM262 99H264V98H262ZM262 99H261L260 101H262ZM3 100H6V99H3ZM7 100H8V99H7ZM7 100H6L5 102H8ZM53 100H54V99H53ZM53 100H52V101H53ZM117 100H118V99H117ZM206 100H207V99H206ZM219 100H220V99H219ZM248 100H249V99H248ZM259 100H258V101H259ZM1 101H2V100H1ZM33 101H35V100L33 99ZM42 101H44V100H42ZM55 101H56V100H55ZM59 101H60V100H59ZM180 101H181V99H180ZM207 101H208V100H207ZM207 101H206V102H207ZM232 101H233V100H232ZM249 101H250V100H249ZM64 102H65V101H64ZM67 102L69 103V101H67ZM229 102H230V101H229ZM234 102H235V101H234ZM252 102H253V100H252ZM255 102H256V101H255ZM59 103H60V102H59ZM62 103H63V102H62ZM68 103H67V104H68ZM113 103H114V100H113ZM211 103H212V102H211ZM213 103H214V102H213ZM20 104H21V103H20ZM45 104H47V103H45ZM233 104H234V103H233ZM245 104H247V105L249 106L250 103L248 104V102H247V103H245ZM245 104H244V105H245ZM252 104H253V103H252ZM24 105H26V104H24ZM41 105H42V104H41ZM50 105H51V104H50ZM52 105H53V104H52ZM52 105H51V106H52ZM160 105L163 106V104H160ZM221 105H222V103H221ZM221 105H220V106H221ZM223 105L225 106V103H224ZM262 105H263V104H262ZM26 106H28V105H26ZM39 106H40V104H39ZM59 106H60V105H59ZM62 106H63V105H62ZM114 106H115V105H114ZM165 106H166V105H165ZM211 106H212V105H211ZM228 106H229V105H228ZM250 106H251V107H250ZM250 106H249V108H250V110H251L252 105H250ZM256 106H257V105H256ZM263 106H264V105H263ZM263 106H262V109L264 108ZM7 107H8V106H7ZM15 107H17V106H15ZM213 107H214V106H213ZM239 107H240V105H239ZM2 108H3V107H2ZM2 108L0 107V121L3 119L2 121L6 120L7 123H8V124H5V125H3V126L1 127V128L3 129L2 131H4V130H9L10 128H11L10 130H12L13 127H14V126L12 125V122H14L15 120H17V119L14 120V119L11 118V116L13 115L12 113H14L15 111L12 110V111L10 112V110H7V111H9V112H6V111L1 110ZM13 108H14V107H13ZM13 108H12V109H13ZM18 108H19V107H18ZM22 108H23V107H22ZM22 108H21V109H22ZM26 108H27V107H26ZM32 108H33V107H32ZM43 108H44V107H43ZM57 108H58V106L56 107V109H57ZM113 108L115 109V107H113ZM113 108H112V109H113ZM155 108H156V107H155ZM167 108H168V107H167ZM207 108H208V107H207ZM211 108H212V107H211ZM223 108H224V107H223ZM229 108H230V106H229ZM229 108H227V109L225 110V111H226L225 113H228V112H229ZM232 108H233V106H232ZM240 108H242V104H241V107H240ZM240 108H239V109H240ZM243 108H244V107H243ZM249 108H248V110H249ZM254 108L256 109V107H254ZM254 108H252V109H254ZM3 109H4V108H3ZM15 109H16V108H15ZM39 109H40V107H39ZM44 109H45V108H44ZM152 109H154V108L152 107L150 110H152ZM176 109H177V108H176ZM208 109H209V108H208ZM234 109H235V108H234ZM236 109H237V108H236ZM246 109H247V107H246ZM255 109L253 110V112L255 111ZM52 110H53V109H52ZM59 110H60V109H59ZM59 110H58V111H59ZM155 110H157V109H155ZM204 110H206V109H204ZM221 110H222V109H221ZM227 110H228V111H227ZM237 110H238V109H237ZM263 110H264V109H263ZM16 111H17V110H16ZM18 111H21V110L18 109ZM53 111H54V110H53ZM113 111H114V110H113ZM113 111H112V112H113ZM167 111H168V110H167ZM167 111H166V112H167ZM238 111H239V110H238ZM246 111H247V110H246ZM246 111H245V112H246ZM21 112H24V111H21ZM27 112H28V111H27ZM27 112H26V114H27ZM44 112H45V111H44ZM51 112H52V111H51ZM56 112H57V110H56ZM163 112H164V111H163ZM163 112H162V114H164ZM245 112H243V115H244ZM248 112L250 113V111H248ZM248 112H246V113H248ZM251 112H252V110H251ZM255 112H256V111H255ZM24 113H25V112H24ZM40 113H43L42 110H41ZM113 113H114V112H113ZM141 113H143V112H141ZM160 113H161V111H160ZM205 113H206V112H205ZM208 113H209V112H208ZM223 113H224V112H223ZM240 113L242 114V112H240ZM240 113H237V114L240 115ZM246 113H245V114H246ZM249 113H248V114H249ZM256 113H257V112H256ZM258 113H259V112H258ZM263 113H264V111H263ZM35 114H37V113H35ZM35 114H31L30 111L28 112V115H30L31 117H34ZM106 114H107V112H106ZM156 114H158V115H156V116L159 117V112H157ZM198 114H199V113H198ZM206 114H207V113H206ZM248 114H246L247 117L249 116ZM20 115H22V114H20ZM141 115H142V114H141ZM180 115H181V114H180ZM186 115H187V114H184V115L182 116V118L185 119ZM202 115H203V114H202ZM217 115H218V114H216V116H217ZM220 115L222 116L223 114H220ZM225 115H228V116H229V114H225ZM239 115H237V116H239ZM246 115H245V116H246ZM259 115H261V114H259ZM263 115H264V114H263ZM23 116H24V115H23ZM25 116H26V118H27V115H25ZM39 116H40V115H39ZM57 116H58V115H57ZM57 116H56V117H57ZM67 116H68V115H67ZM197 116H198L197 118L200 117L199 115H197ZM228 116H226V117H228ZM250 116H251V114H250ZM256 116H258V115H256ZM256 116H255L254 118H256ZM18 117H19V115H18ZM18 117H17V118H18ZM42 117H43V116H42ZM158 117H157V118H158ZM160 117H161V116H160ZM177 117H179V116H177ZM203 117H204V116H203ZM223 117H225V116L223 115ZM240 117H241V116H240ZM252 117H253V116H252ZM261 117H262V116H261ZM106 118H107V117H106ZM108 118H110V117H108ZM157 118H156V120H159V119H157ZM175 118H176V116H175ZM204 118H205V117H204ZM206 118H208V117H206ZM230 118H231V117H229V119H230ZM237 118H238V117H237ZM249 118H250V117H249ZM262 118H264V116H263ZM111 119H112V118H111ZM213 119H214V117H213ZM229 119H228V120L226 119V120L229 121ZM234 119H235V118H233V121H234ZM239 119H240V118H239ZM246 119H247V118H246ZM256 119H257V118H256ZM256 119H255V120H256ZM259 119H261L260 116H259ZM11 120H12V122H11ZM38 120H39V119H38ZM48 120H49V119H48ZM172 120H173V119H172ZM172 120H171V121H172ZM201 120H202V119H201ZM201 120H200V124L202 123ZM208 120H209V118H208ZM221 120H222V119H221ZM224 120H225V119H224ZM224 120H223V121H224ZM247 120H248V119H247ZM247 120H246V121H247ZM28 121H29V120H28ZM118 121H119V120H118ZM184 121H185V120H184ZM187 121H188V120H187ZM194 121H195V120H194ZM204 121H205V120H204ZM210 121L213 122L214 120L212 121V120L210 119ZM210 121H207V122H210ZM216 121L218 122V120H216ZM227 121H226V123H227ZM242 121H243V120H242ZM242 121H241V119H240V122H241V123H242ZM248 121H249V120H248ZM251 121H252V120H251ZM258 121H259V120H258ZM260 121H261V120H260ZM262 121H263V120H262ZM31 122H32V121H31ZM46 122H47V121H46ZM107 122H108V121H107ZM168 122L170 123V121H168ZM220 122H221V121H220ZM249 122H250V121H249ZM2 123H3V122H1V124H2ZM47 123H48V122H47ZM110 123H111V122H110ZM155 123H156V122H155ZM185 123H186V122H185ZM198 123H199V121H198ZM223 123H224V127L222 126V128H227V127L229 126L228 123H227L228 126L225 127L226 123H225V122H223ZM258 123H259V122H258ZM19 124H20V123H18V125H19ZM25 124H26V123H25ZM38 124H39V123H38ZM44 124H45V122H44ZM124 124H125V123H124ZM167 124H168V123H167ZM167 124H165V125H167ZM212 124H213V123H212ZM212 124H211L210 126H212ZM221 124H222V123H221ZM221 124H218V123H217V125H219V127H221V126H220ZM252 124H253V123H252ZM262 124H264V123H261V125H262ZM31 125H32V124H31ZM50 125H51V124H50ZM61 125H62V124H61ZM178 125H179V124H178ZM180 125H182V124H180ZM189 125H190V124H189ZM189 125H188V126H189ZM198 125H199V124H198ZM235 125H236V124H235ZM240 125H241V124H240ZM247 125H249V124H247ZM27 126H28V125H27ZM38 126H39V125H38ZM44 126H45V125H44ZM139 126H140V125H139ZM139 126H138V127H139ZM200 126H201V125H200ZM203 126H204V124H203ZM210 126H209V127H210ZM243 126H244V125H243ZM263 126H264V125H263ZM18 127H19V126H17V128H18ZM20 127H21V126H20ZM22 127H23V126H22ZM24 127H25V126H24ZM34 127H36V126H34ZM154 127L156 128V126H154ZM154 127H153V129H154ZM163 127H165V126H163L162 124H160V125L158 124V128L156 129V132H159ZM189 127H190V126H189ZM258 127H259V129L262 128L261 126H258ZM27 128H28V127H27ZM36 128H37V127H36ZM39 128H42V127L40 126ZM43 128H45V127H43ZM145 128H147V127H145ZM149 128H150V127H149ZM198 128H199V127H198ZM203 128H205V126H204ZM222 128H220V129L224 131L225 129H222ZM242 128H244V127H242ZM15 129H16V128H14L13 130L16 132ZM22 129H23V128H21V130H22ZM25 129H26V128H25ZM109 129H110V128H108V130H109ZM183 129H184V128H183ZM205 129H207V127H206ZM205 129H204V131H202V133L205 132ZM240 129H241V128H240ZM247 129H248V128H247ZM251 129H252V132H253L254 130H253L252 126H251ZM259 129H258V130H259ZM10 130H9V131H10ZM13 130H12V131H13ZM19 130H20V129H19ZM36 130H37V129H36ZM45 130H46V129H45ZM147 130H148V129H147ZM185 130H186V129H185ZM230 130L232 131L231 128H230ZM233 130H234V129H233ZM236 130H237V129H236ZM244 130H245V129H244ZM248 130L251 131V130H250V126H249V129H248ZM248 130H247V131H248ZM262 130H263V129H262ZM55 131H56V130H55ZM105 131L108 132L107 130H105ZM105 131L103 130V132H105ZM150 131H151V130H150ZM152 131H153V130H152ZM177 131H178V130H177ZM238 131H239V130H238ZM240 131L242 132V130H240ZM240 131H239V132H240ZM247 131H246V132H247ZM256 131H257V130H256ZM263 131H264V130H263ZM32 132H33V131H31V133H32ZM49 132H50V131H49ZM51 132H53V131H51ZM51 132H50V133H51ZM140 132H141V131H140ZM226 132H227V131H226ZM226 132H225V133H226ZM239 132H238V134H240ZM5 133H6V132H5ZM42 133H44V132H42ZM54 133L56 134V132H54ZM202 133H201V134H202ZM213 133H215L214 130H213ZM213 133H211V134H213ZM221 133H222V131H221ZM221 133H220V131H219L218 134L221 135ZM261 133H262V132H260V133H258V134H261ZM14 134H15V133H14ZM46 134H47V133H46ZM125 134H126V135H125ZM125 134H124L123 137H121V138L119 139V141H120V142H119V143H120V145H119L120 150H118L117 152H113V153H116L118 159L121 158V159H123V161L125 160V158H126V156H127L126 151H127V149H128V146L131 144L130 133H128V131L125 130ZM181 134H182V133H181ZM196 134H197V133H196ZM196 134H195V135H196ZM205 134H206V133H204V135H205ZM227 134L229 135L228 132H227ZM227 134H226V135H227ZM231 134H232V133H231ZM235 134H236V132L233 133V135H235ZM10 135H11V133H10ZM10 135H8V136H10ZM32 135H33V133H32ZM78 135H79V134H78ZM141 135H142V134H141ZM150 135H151V134H150ZM150 135H149V136H150ZM159 135H160V134H159ZM206 135H208V134H206ZM222 135H223V133H222ZM222 135H221V136H222ZM248 135H249V134H248ZM252 135H253V133H252ZM261 135H263V134H261ZM261 135H260V137H261ZM28 136H29V135H28ZM34 136H35V135H34ZM56 136H57V135H56ZM56 136H54V138H55ZM105 136H106V135H105ZM152 136H154V135H152ZM167 136H168V135H167ZM178 136H179V135H178ZM192 136H194V135H192ZM210 136H212V135H210ZM213 136H214V135H213ZM213 136H212V137H213ZM221 136H220V137H221ZM223 136H224V135H223ZM223 136H222V137H223ZM256 136H257V135H256ZM12 137H13V136H12ZM12 137H11V138H12ZM47 137H48V136H47ZM59 137H60V136H59ZM69 137H70V136H69ZM142 137H143V136H142ZM165 137H166V136H165ZM165 137H164V138H165ZM206 137H207V136H206ZM235 137H238V135H236ZM240 137H241V135H240ZM0 138H1V137H0ZM7 138H8V137H7ZM7 138H6V140H7ZM35 138H36V136H35ZM61 138H62V137H61ZM107 138H108V137H107ZM151 138H152V137H151ZM180 138H182V137H180ZM202 138H203V137H202ZM208 138L210 139V137H208ZM226 138H227V136H226ZM226 138L224 137L223 141H224ZM229 138H231V137H229ZM238 138H239V137H238ZM238 138H237V139H238ZM241 138H242V137H241ZM251 138H252V137H251ZM251 138H250V140H251ZM262 138L264 139V137H261V139H262ZM14 139H15V138H14ZM29 139H30V138H29ZM48 139H49V137H48ZM69 139H70V138H69ZM169 139H170V138H169ZM205 139H206V138H205ZM211 139H212V138H211ZM218 139H220V138H217V140H218ZM239 139H240V138H239ZM239 139H238V140H239ZM242 139H243V138H242ZM257 139H258V138H257ZM4 140H5V139H4ZM6 140H5V141H6ZM8 140H9V139H8ZM15 140H17V139H15ZM49 140H50V139H49ZM51 140H52V139H51ZM63 140H64V139H63ZM196 140H197V139H196ZM215 140H216V139H215ZM220 140H221V139H220ZM228 140H229V139H228ZM231 140H232V139H231ZM235 140H236V139H235ZM246 140H247V139H246ZM259 140H260V138H259ZM9 141H12V140H9ZM57 141H58V140H57ZM108 141H109V140H108ZM200 141H201V140H200ZM206 141H207V140H206ZM225 141L227 142V139H226ZM225 141H224V142H225ZM248 141H249V140H248ZM248 141H245V142H248ZM263 141H264V140H263ZM6 142H8V141H6ZM21 142H22V141H21ZM21 142H20L19 144H21ZM32 142H33V141H32ZM32 142H31V144L34 143V142H33V143H32ZM36 142H37V141H36ZM40 142H41V141H40ZM40 142H39V143H40ZM53 142H55V141H53ZM64 142H65V141H64ZM70 142H71V141H70ZM104 142H105V141H104ZM163 142H164V140H163ZM188 142H189V141H188ZM195 142H196V141H195ZM224 142H223V145L226 143V142H225V143H224ZM228 142H229V141H228ZM232 142H233V141H232ZM235 142H236V141H235ZM239 142H240V141H239ZM252 142H253V140H252ZM252 142H251V143H252ZM11 143H12V142H10V144H11ZM17 143H18V142H16L15 144H17ZM25 143H26V142H25ZM41 143L43 144V142H41ZM47 143L49 144V142H47ZM165 143H166V142H165ZM175 143H177V141H176ZM175 143H174V144H175ZM198 143H199V141H198ZM198 143L196 142V144H198ZM202 143H203V141H202ZM202 143L200 142V144H202ZM210 143H212V141H210ZM217 143H219V142H217ZM233 143H234V142H233ZM248 143H249V142H248ZM248 143H247V145H248ZM1 144H2V143H1ZM3 144H4V143H3ZM7 144H9V143H7ZM22 144H23V143H22ZM50 144H52V141H51ZM50 144H49V145H50ZM59 144H60V143H59ZM68 144H70V143H68ZM68 144H67V145H68ZM139 144H140V143H139ZM139 144H138V145H139ZM157 144H158V142H157ZM162 144L164 145V143H161L159 146H161ZM191 144H192V143H191ZM205 144H206V143H205ZM214 144H215V143H214ZM226 144H227V143H226ZM226 144H225V145H226ZM236 144H237V143H236ZM239 144H240V143H239ZM255 144H256V143H255ZM28 145H29V144H27V146H28ZM33 145H34V144H33ZM55 145H56V144H55ZM62 145H63V144H62ZM138 145H137V146H138ZM207 145H208V144H207ZM207 145H206V146H207ZM231 145H232V144H231ZM234 145H235V144H234ZM256 145H257V144H256ZM261 145H262V144H261ZM261 145L259 144L258 146H261ZM14 146H15V145H14ZM18 146H19V145H18ZM18 146H17V147H18ZM36 146H37V145H36ZM36 146H33V147L35 148ZM43 146H44V145H43ZM50 146H51V145H50ZM50 146H49V147H50ZM142 146H143V145H141V147H142ZM159 146H158V148H159ZM200 146H201V145H200ZM215 146H216V145H215ZM227 146L230 147V144L227 145ZM227 146H226V147H227ZM232 146H233V145H232ZM237 146L239 147V145H237ZM248 146H249V145H248ZM3 147L5 148V145H4ZM6 147H7V146H6ZM8 147H12V146L10 145V146H8ZM20 147H21V149H22V146H20ZM38 147H39V146H38ZM47 147H48V146H47ZM56 147H57V145H56ZM59 147H60V146H59ZM104 147H105V146H104ZM138 147H139V146H138ZM216 147H217V146H216ZM216 147H215V148H216ZM226 147H225V146L223 147L224 150H225ZM233 147H236V145L233 146ZM238 147H237V149H238ZM240 147H241V146H240ZM240 147H239V149H240ZM244 147H247V146L244 145ZM249 147H250V149H254V148H255V147L252 148V147H253L252 145H250ZM263 147H264V146H263ZM15 148H16V146L14 147V150H16V152L18 153V148H17V149H15ZM44 148H46V146H45ZM66 148H67V147H66ZM123 148H124V149H123ZM136 148H137V147H136ZM158 148H157V149H158ZM198 148H199V147H198ZM198 148H197V150H198ZM207 148H208V146H207ZM207 148L205 147L204 150H205V151H208V150L211 149V148L209 147L210 149L206 150ZM223 148H221V149H223ZM227 148H228V147H227ZM11 149H13V148H11ZM30 149H31V148H30ZM39 149H40V147H39ZM49 149H50V148H49ZM118 149H119V148H118ZM134 149H135V148H134ZM143 149H144V148H143ZM191 149H192V147H191ZM199 149H200V148H199ZM216 149H217V148H216ZM237 149L235 148V149H232V150L235 151V150H237ZM241 149H243V148H241ZM241 149H240V150H241ZM247 149H248V150H247ZM247 149H245V150L248 151V152H250V151H249V148H247ZM255 149L258 150L257 146H256ZM0 150H1V149H0ZM14 150H12V152H14ZM27 150H28V149H26V152H27ZM31 150H32V149H31ZM37 150H38V149H36L35 151L37 152ZM41 150H42V151L38 150V153H39V151H40V153H42V154H41L42 157H43V151H44V150H45V151H44L45 154L48 155V152H49V151H47V153H46L47 148L44 149V150H43V149H41ZM51 150H52V149H51ZM137 150H138V148H137ZM202 150H203V149H202ZM72 151H73V150H72ZM139 151H140V150H139ZM144 151H145V149H144ZM162 151H163V150H162ZM185 151H186V150H185ZM192 151H193V149H192ZM229 151H230V150H229ZM246 151H245V152H246ZM252 151H254V150H252ZM3 152H4L3 150L0 151L1 154H2ZM7 152H8V151H7ZM52 152H53V151H52ZM136 152L138 153V151H136ZM196 152H197V151H196ZM217 152H218V151H217ZM223 152H224V151H223ZM223 152H222V153H223ZM235 152H236V151H235ZM235 152H234V154H236ZM238 152H241V151H238ZM243 152H244V150H243ZM262 152H263V150H262ZM28 153H29V151H28ZM32 153H33V152H32ZM38 153H37V156H38ZM55 153H56V152H55ZM73 153H74V151H73ZM191 153H192V152H191ZM198 153H199V152H198ZM207 153H211V151H210V152H206V154H207ZM226 153H227V150H226ZM232 153H233V152H232ZM232 153H230V154H232ZM241 153H242V152H241ZM253 153H254V152H253ZM66 154H67V153H66ZM131 154H132V153H131ZM200 154H201V153H200ZM200 154H199V155H200ZM202 154H204V152H203ZM227 154H228V153H227ZM261 154H262V153H261ZM261 154H260V157H262ZM2 155H3V154H2ZM2 155H0V159H2V157H3ZM7 155H9V153H7ZM7 155L5 154V156H7ZM25 155H26V154H25ZM25 155H24V156H25ZM53 155H54V154H53ZM53 155L51 154L50 157H52ZM56 155H59V156H60V154H57V153H56ZM111 155H113V154H111ZM145 155H147V154H145ZM195 155H197V154H195ZM219 155H220V154H219ZM237 155H238V153H237ZM239 155H240V154H239ZM239 155H238V156H239ZM241 155H242V154H241ZM241 155H240V156H241ZM245 155H246V154H245ZM248 155H249V154H248ZM1 156H2V157H1ZM27 156H29V155H27ZM39 156H40V155H39ZM41 156H40V157H41ZM131 156H132V155H131ZM143 156H144V155H143ZM204 156H205V155H204ZM213 156L215 157V155H213ZM227 156H228V155H227ZM243 156H244V154H243ZM8 157H9V156H8ZM11 157H12V156H11ZM45 157H46V156H45ZM55 157H56V156H55ZM73 157H74V156H73ZM137 157H138V156H137ZM149 157H150V156H149ZM164 157H167V155H166V156L164 155ZM194 157H196V156H194ZM197 157H198V156H197ZM223 157H226L225 154L223 155ZM223 157L221 156V158H223ZM229 157H231V160H232V156H229ZM256 157L259 158V155H257ZM25 158H26V156H25ZM46 158H47V157H46ZM113 158H114V156H113ZM215 158H216V157H215ZM218 158H219V157L217 156L216 159H218ZM221 158H220V159H221ZM236 158H237V157H236V155H235V160H236ZM238 158H241V157H238ZM238 158H237V159H238ZM242 158H243V157H242ZM9 159H10V158H9ZM29 159H31V158H29ZM52 159H53V158H52ZM72 159H73V158H72ZM72 159H71V160H72ZM106 159H107V158H106ZM149 159H150V158H149ZM161 159H162V158H161ZM223 159H224V158H223ZM223 159H221V161H222ZM248 159H249V157H248ZM262 159H264V158H262ZM6 160H7V159H6ZM27 160H28V159H27ZM32 160H34V159H32ZM41 160H42V158H41ZM53 160H54V159H53ZM136 160H137V159H136ZM197 160H198V159H197ZM210 160H211V159H210ZM225 160H226V159H225ZM225 160H224V161H225ZM0 161H1V160H0ZM9 161H10V160H8L5 164L9 165V164H10ZM14 161H15V159L13 160V162H14ZM38 161H39V160H38ZM43 161H44V160H43ZM76 161H77V160H76ZM109 161H110V160H109ZM112 161H113V160H112ZM112 161H111V162H112ZM137 161H138V160H137ZM15 162H16V161H15ZM52 162H54V161H52ZM196 162H197V161H196ZM198 162H199V161H198ZM208 162H209V160H208ZM219 162H220V160H219ZM239 162H240V161H239ZM239 162H238V165L241 166V165L239 164ZM249 162H250V161H249ZM29 163H30V162H29ZM33 163H36V164L39 163V162H37V158H35V160H34ZM41 163H45V162H41ZM68 163H69V162H68ZM73 163H75V162H73ZM114 163H115V162L113 161V164H114ZM156 163H157V162H156ZM202 163H203V162H202ZM205 163H206V162H205ZM230 163H231V161H230ZM46 164H47V163H46ZM59 164H60V162H59ZM62 164H63V163H62ZM206 164H207V163H206ZM206 164H205V166H204L205 168L207 167ZM222 164H223V163H222ZM11 165H12V164H11ZM11 165H9V166L11 167ZM17 165H18V164H17ZM51 165H53V164H51ZM114 165H115V164H114ZM207 165H209V164H207ZM219 165H221V163H220ZM252 165H253V164H252ZM32 166H34V165L32 164ZM32 166H31V167H32ZM35 166H36V165H35ZM44 166H46V165H44ZM59 166H60V165H59ZM61 166H62V165H61ZM221 166H222V165H221ZM223 166H224V164H223ZM225 166H226V165H225ZM239 166H237V167H239ZM249 166H251V165H249ZM249 166H248V167H249ZM261 166H262V165H261ZM15 167H16V165H15ZM31 167H30V168H31ZM52 167H53V166H52ZM111 167H113V165H112ZM132 167H133V166H132ZM182 167H183V166H182ZM209 167H210V166H209ZM234 167H235V166H234ZM237 167H235V168H237ZM241 167H242V166H241ZM257 167H258V166H257ZM26 168H27V167H26ZM30 168H29V169H30ZM32 168H33V167H32ZM34 168H35V167H34ZM38 168H39V167H38ZM43 168H44V167H43ZM121 168H122V167H121ZM165 168H166V167H165ZM183 168H184V167H183ZM207 168H208V167H207ZM220 168H221V167H220ZM18 169H19V168H18ZM36 169H37V168H36ZM56 169H57V168H56ZM122 169H123V168H122ZM127 169H128V168H127ZM225 169H226V168H225ZM230 169H231V168H230ZM237 169H242V168H237ZM257 169H259V170H256V168H255V170H254L253 173H255V171H256V172L259 174V176H260L261 178H263V180H264V167H262L261 169L258 167ZM2 170H4V168H0V176H2V175H1V171H2ZM6 170H7V168H6ZM37 170H38V169H37ZM45 170H46V168H45ZM51 170H53V169H51ZM110 170H111V168H110ZM210 170H211V169H210ZM222 170H223V167H222ZM222 170H221V171H222ZM228 170H229V168H228ZM231 170H232V169H231ZM8 171H9V170H8ZM27 171H28V169H27ZM126 171H127V170H126ZM130 171H131V170H129V172H130ZM233 171H234V169H233ZM249 171H250V170H249ZM251 171H252V170H251ZM12 172H13V171H12ZM16 172H17V169H16ZM32 172H34V171H32ZM35 172H36V171H35ZM37 172H38V171H37ZM47 172H48V171H47ZM52 172H53V171H52ZM52 172H51V173H52ZM131 172H132V171H131ZM134 172H135V171H134ZM134 172H133V173H134ZM137 172H139V171H137ZM137 172H136V173H137ZM202 172H203V171H202ZM204 172H205V171H204ZM216 172H217V171H216ZM216 172L214 171V173H216ZM224 172H225V171H224ZM227 172H228V171H227ZM44 173H45V172H44ZM125 173H126V172H125ZM173 173H174V172H173ZM173 173H172V174H173ZM175 173H176V172H175ZM247 173H248V175H249L250 172H247ZM257 173H256V174H257ZM53 174H54V172L52 173V175H53ZM58 174H59V173H58ZM58 174H57V176H58ZM138 174H139V173H138ZM217 174H219V173H217ZM220 174H221V173H220ZM256 174H254V175H256ZM36 175H37L38 178H41V177L43 176V174H41V175H42V176H41L39 172H38V174L36 173ZM103 175H104V174H103ZM161 175H162V174H161ZM199 175H200V174H199ZM223 175H228V174L223 173ZM237 175H238V174H237ZM251 175H252V174L250 173V176H251ZM254 175H252V176H254ZM8 176H9V175H8ZM12 176H13V174L10 175L9 177H12ZM14 176H15V175H14ZM44 176H45V175H44ZM54 176L56 177V174H55ZM85 176H86V175H85ZM85 176H83V177H85ZM99 176H100V175H99ZM101 176H102V175H101ZM131 176H132V175H131ZM131 176L129 175V178H131ZM138 176H139V175H138ZM205 176H206V174L204 175V179H205ZM9 177H6V176H5V178H9ZM49 177H50V176H49ZM52 177H53V176H52ZM59 177H60V174H59ZM86 177H87V176H86ZM86 177H85V179H86ZM110 177H111V176H110ZM202 177H203V176H202ZM206 177H207V176H206ZM235 177H236V175H235ZM239 177H241V176L239 175ZM25 178L27 179V180H26V197H27L28 201H29V200L31 201V200L34 199L36 196H37V198H38V195L42 194V192H41L40 189H39V190L37 189L38 185H37L36 183H34V182H35V181H33L34 178L31 177V176H27V177H25ZM56 178H58V177H56ZM56 178H55V180H56ZM126 178H127V177H126ZM208 178H209V177H208ZM217 178L219 179V177H215V179H217ZM220 178H223V177H220ZM228 178H229V176H227V179H226V180H228ZM15 179H16V178H15ZM17 179H18V178H17ZM47 179H48V178H47ZM59 179H60V178H59ZM59 179H58V180H59ZM68 179H69V178H68ZM72 179H73V178H72ZM136 179H137V178H136ZM140 179H141V178H140ZM149 179H150V178H149ZM213 179H214V178H213ZM215 179H214V181H215ZM223 179H224V178H223ZM240 179H241V178H239V180H240ZM246 179H247V178H246ZM0 180H1V179H0ZM18 180H19V179H18ZM18 180H17V181H18ZM38 180H39V179H38ZM55 180H54V181H55ZM74 180H75V179H74ZM91 180H92V179H91ZM155 180H156V179H155ZM209 180H211V179H209ZM236 180H237V179H236ZM239 180H238V182L240 183ZM241 180H242V179H241ZM261 180H262V179H261ZM261 180H260V181H261ZM60 181H62V180H59V183H60ZM153 181H154V180H153ZM196 181H197V180H196ZM211 181H212V183H213V180H211ZM220 181H221V179H220ZM224 181H225V179H224ZM228 181H229V180H228ZM6 182H7V179H6V180H5V179H2V180L0 181V195H3V193H5V191L7 190V187H8L7 185H8V184L6 185V184H5ZM39 182H40V181H38V183H39ZM45 182H47V181H44V183H45ZM52 182H53V181H52ZM76 182H77V181H75V185H76ZM203 182H204V181H203ZM206 182H208L209 185H210V184L212 185V183H210V181H206ZM215 182H216V184H215ZM215 182H214V184H213L214 186L217 185V181H215ZM235 182H236V181H235ZM246 182H247V181H246ZM263 182H264V181H263ZM41 183L43 184V182H40V184H41ZM126 183H127V181H126ZM135 183H136V182H135ZM150 183H151V182H150ZM204 183H205V182H204ZM19 184H20V183H19ZM45 184H46V183H45ZM53 184H54V183H51L52 186H54ZM60 184H61V183H60ZM60 184H59V185H60ZM123 184H124V183H123ZM197 184H199V183H197ZM219 184H220V183H219ZM244 184H245V183H244ZM20 185H21V184H20ZM51 185H49V186H51ZM59 185H55V186H56V187H57V186L59 187ZM67 185L69 186L68 183H67ZM112 185H113V183H112ZM128 185H129V184H128ZM136 185H137V184H136ZM213 185H212V189H213ZM12 186H14V185H12ZM45 186H46V185H45ZM80 186H82V185L80 184ZM92 186H93V185H91V187H90V186H89V187L93 189L95 186H94V187H92ZM97 186H98V185H97ZM97 186H96V187H97ZM122 186H123V185H122ZM133 186H134V185H133ZM142 186H143V185H142ZM232 186H234V185H232ZM56 187H55V188H56ZM58 187H57V188H58ZM62 187H64V186H62ZM72 187H73V186H72ZM78 187H79V186H78ZM125 187H126V186H125ZM129 187H132V186L129 185ZM129 187H128V188H129ZM136 187H137V186H136ZM140 187H141V186H140ZM210 187H211V186H210ZM8 188H9V191H10V187H8ZM16 188H17V187H16ZM40 188H41V185H40ZM60 188H61V187H59V189H60ZM64 188H65V187H64ZM73 188H74V187H73ZM110 188H111V187H110ZM110 188H109V189H110ZM115 188H116V187H115ZM123 188H124V187H123ZM149 188H150V187H149ZM233 188H234V187H233ZM253 188H254V187H253ZM41 189H43V188H41ZM70 189L72 190V188H69V190H70ZM75 189H76V187H75ZM78 189H79V188H78ZM80 189H81V187H80ZM113 189H114V188H113ZM208 189H209V188H208ZM51 190H53V188H52ZM57 190H58V189H57ZM62 190H64V189H62ZM71 190H70V191H71ZM89 190H90V189H89ZM97 190H98V189H97ZM97 190H95V192H96ZM118 190H120V189H118ZM152 190H153V189H152ZM254 190H255V189H254ZM254 190H253V191H254ZM9 191H8V192H9ZM12 191H13V190H11V193H15V192H12ZM24 191H25V189H24ZM58 191H59V190H58ZM60 191H61V189H60ZM65 191H66V189H65ZM75 191H77V189H76ZM120 191H121V190H120ZM259 191H260V190H258V192H259ZM53 192H54V191H53ZM81 192H82V190H81ZM112 192H113V191H112ZM123 192H124V191H123ZM167 192H169V190H167ZM214 192H215V191H214ZM256 192H257V191L255 190L254 193H253V192H249V193H251V194H247V193H246V194L248 195V199H250V200H251L252 198L255 199V198H254V197H255L254 194H255ZM6 193H7V192H6ZM23 193H25V192H23ZM55 193H56V190H55ZM61 193H62V195H65V194H63V192H61ZM64 193H65V192H64ZM66 193H67V192H66ZM77 193H78V192H76V194H77ZM141 193H144V192H141ZM141 193H140V195H142ZM260 193H261V191H260ZM49 194H51V193H49ZM59 194H60V192H59ZM59 194H58V196H59ZM68 194H69V193H68ZM68 194H67V195H68ZM71 194H72V192H71ZM71 194H70V195H71ZM97 194H98V193H97ZM97 194H96V195H97ZM133 194H134V193H133ZM222 194H223V193H222ZM15 195H17V194H15ZM77 195L79 196V193H78ZM131 195H132V194H131ZM256 195H257V194H256ZM9 196H11L10 198H13V197H14V194H13V195H8V198H9ZM12 196H13V197H12ZM18 196H19V195H18ZM18 196H17V197H18ZM52 196H53V195H52ZM71 196H72V195H71ZM73 196H74V194H73ZM94 196H95V195H94ZM243 196H245V195H242V198H243ZM253 196H254V197H253ZM259 196H260V194H259ZM15 197H16V196H15ZM81 197H82V196H81ZM95 197H96V196H95ZM212 197H213V196H212ZM10 198H9V200H10ZM18 198H19V197H18ZM46 198H48V196H47ZM61 198H63V197H61ZM71 198H72V197H71ZM91 198L94 199V197H91ZM257 198H258V197H257ZM40 199H41V198H40ZM40 199H39V200H40ZM63 199H64V198H63ZM78 199H79V198H78ZM78 199H77V200H78ZM144 199H145V198H144ZM151 199H152V198H151ZM233 199H234V198H233ZM235 199H236V198H235ZM245 199H246V198H245ZM0 200L3 201L2 199H0ZM14 200H15V199H14ZM19 200H20V199H19ZM39 200H38V201H39ZM41 200H43V199H41ZM45 200H47V199H45ZM65 200H66V198H65ZM73 200H76V199H73ZM73 200H72L71 202H73ZM112 200H114V199L112 198ZM188 200L190 201L189 198H188ZM188 200H187V201H188ZM240 200H241V199H240ZM242 200H244V199H242ZM257 200H258V199H257ZM47 201H48V200H47ZM79 201H81V200H79ZM83 201H84V197H83ZM122 201H123V200H122ZM247 201H248V200H247ZM247 201H246V202H247ZM252 201L254 202V200H252ZM11 202H12V201H11ZM11 202H10V203H11ZM17 202H18V201H17ZM19 202H20V201H19ZM24 202H25V201H24ZM24 202H22V203H24ZM84 202H85V201H84ZM150 202H151V201H150ZM240 202H242V201H240ZM244 202H245V200H244ZM244 202H242V203L244 204ZM253 202H252V203H253ZM256 202H257V201H256ZM0 203H2V202H0ZM42 203H44V202H42ZM80 203H81V202H80ZM119 203H121V201H120ZM125 203H126V202H125ZM175 203H176V202H175ZM186 203H187V202H186ZM186 203H185V204H186ZM248 203H249V202H248ZM32 204H33V203H32ZM89 204H90V202H89ZM122 204H123V203H122ZM151 204H152V203H151ZM232 204H233V203H232ZM240 204H241V203H239V205H240ZM6 205H7V204H6ZM10 205H11V204H10ZM19 205H20V204H19ZM29 205H30V204H29ZM29 205H27V206H29ZM37 205H38V204H37ZM43 205H44V204H43ZM43 205H42V206H43ZM68 205H69V204H68ZM76 205H77V204H76ZM113 205H114V203H113ZM126 205H127V204H126ZM186 205H187V204H186ZM188 205H189V203H188ZM194 205H195V204H194ZM196 205H197V203H196ZM234 205H235V204H234ZM237 205H238V203H237ZM237 205H236V207H237ZM239 205H238V206H239ZM241 205H242V204H241ZM244 205H245V204H244ZM246 205H247V204H246ZM253 205H254V204H253ZM8 206H9V205H8ZM20 206H21V205H20ZM122 206H124V205H122ZM144 206H146V207L148 206V207H149V206H150V203H149V202H145ZM189 206H190V205H189ZM9 207H10V206H9ZM21 207H22V208H23V207L25 208V206H21ZM33 207H34V206H33ZM77 207H78V206H77ZM77 207H76V208H77ZM126 207H127V206H126ZM129 207H130V206H129ZM195 207H196V206H195ZM195 207H194L193 209H195ZM201 207H202V206H201ZM239 207H241V206H239ZM252 207H255V206H252ZM0 208H1V207H0ZM30 208H31V207H30ZM37 208H38V207H37ZM167 208H168V207H167ZM172 208H173V207H172ZM237 208H238V207H237ZM245 208L247 209V207H245ZM245 208H244V210L246 211ZM248 208H249V207H248ZM258 208H259V207H258ZM20 209H21V208H20ZM25 209H26V208H25ZM32 209H33V208H32ZM38 209H39V208H38ZM74 209H75V208H74ZM182 209H183V207H182ZM182 209H181V210H182ZM201 209H202V208H201ZM238 209H239V208H238ZM251 209H254V208H250V211H251ZM3 210H4V209H3ZM9 210H10V208H9ZM23 210H24V209H23ZM23 210H22V212H24V214H25L26 212L28 213V211H29V209H26L25 211H23ZM27 210H28V211H27ZM62 210L64 211V209H62ZM127 210H128V208H127ZM173 210H174V209H173ZM186 210H187V208H186ZM240 210H241V208H240ZM242 210H243V208H242ZM30 211H31V210H30ZM32 211H33V210H32ZM161 211H162V210H161ZM169 211H170V210H169ZM195 211H196V210H195ZM254 211H255V210H254ZM254 211H251V213H252V212L255 213L257 210H256L255 212H254ZM39 212H40V211H39ZM39 212H38V214H40ZM41 212H42V210H41ZM124 212H125V211H124ZM175 212H176V211H175ZM181 212H183V211H181ZM187 212H188V211H187ZM197 212H198V211H197ZM197 212H194V213H197ZM236 212H237V211H236ZM242 212H243V211H242ZM31 213H32V212H31ZM31 213H30V214H31ZM164 213H165V212H164ZM170 213H173V212L170 211ZM183 213H185V212H183ZM190 213H192V212H190ZM199 213H200V211H199ZM199 213H198V214H199ZM257 213H258V211H257ZM257 213H256V214H257ZM113 214H114V213H113ZM162 214H163V213H162ZM168 214H169V213H168ZM176 214L178 215V214H180V213H176ZM200 214H201V213H200ZM206 214H207V213H205V214L203 213V215L207 216ZM209 214H210V213H209ZM237 214H238V212H237ZM256 214H255V215H256ZM259 214H261V213H259ZM5 215H6V212H5ZM27 215H28V214H26V216H27ZM92 215H93V214H92ZM158 215H159V214H158ZM184 215H185V214H184ZM184 215H183V216H184ZM190 215H191V214H190ZM190 215H189V217H190ZM192 215H193V214H192ZM201 215H202V214H201ZM251 215H253V214H251ZM29 216H30V215H29ZM37 216H38V215H37ZM39 216H41V215H39ZM161 216H164V214L161 215ZM169 216H170V215H169ZM179 216H181V215H179ZM242 216H243V215H242ZM242 216L239 217V215H238L237 217H239V218H238V219L236 218L237 220H235L234 223H230V222H229V223H230V225H229V228H230V229L228 228L229 231L232 230V229H234V228H235V229H238V228H240V229H244V231H245V230L248 231V232H246V233H249V232H250V233H252V235H255V237H254V239H255V238L257 237L256 235H258L261 231L264 230V229L261 230V228H264V220L261 219V218H259V220H258V218H257V220H258V221H257L254 217H252V218H254V219H252V221L256 220L257 222L254 221V222H256V223H255V224H252V226H251V230L249 231L250 228H247V227H246V222H245V220L243 219L244 217L242 218ZM245 216H246V215H245ZM2 217H3V215H2ZM6 217H7V216H6ZM6 217H4V219H5ZM140 217H141V216H140ZM142 217H143V216H142ZM147 217H148V216H147ZM147 217H146V218H147ZM164 217H165V216H164ZM174 217H175V216L173 215V218H174ZM176 217H177V216H176ZM185 217H186V216H185ZM185 217H184V218H185ZM196 217H199V215L196 216ZM202 217H204V216H202ZM229 217H230V216H229ZM231 217H232V216H231ZM246 217H247V216H246ZM246 217H245V218H246ZM256 217H257V216H256ZM259 217H260V215H259ZM9 218H11V217H8V219H9ZM27 218H28V217H27ZM35 218H36V217H35ZM38 218H39V217H38ZM40 218H41V217H40ZM44 218H45V217H44ZM47 218H48V217H47ZM143 218H144V217H143ZM152 218H153V217H152ZM171 218H172V215H171ZM187 218H188V217H187ZM219 218H223V216H222V217H219ZM226 218H227V217H226ZM249 218H251V217H249ZM263 218H264V217H263ZM12 219H13V218H12ZM50 219H51V221H53L51 217H50ZM140 219H141V218H139V220H140ZM144 219H145V218H144ZM161 219H162V218H161ZM163 219H164V218H163ZM230 219H231V218H229V220H230ZM23 220H24V221H23ZM29 220H30V217H29ZM29 220L26 219V218H25V219H22V221L24 222L25 226H23V227H21V228L19 229L20 232H26V231H28V226H26V225L29 223ZM31 220H33V219H31ZM137 220H138V219H137ZM153 220H154V218H153ZM157 220H158V219H157ZM175 220H176V219H175ZM177 220H178V219H177ZM179 220H180V217H179ZM200 220H201V219H200ZM203 220H204V218H203ZM209 220H210V219H209ZM231 220H232V219H231ZM231 220H230V221H231ZM248 220H249V219H248ZM248 220H247V221H248ZM250 220H251V219H250ZM1 221H2V219L0 220V222H1ZM3 221H4V220H3ZM9 221H10V220H9ZM9 221H8V223H9ZM13 221H14V220H13ZM13 221H12V223H13ZM37 221H38V220H37ZM40 221H41V220H40ZM42 221H43V220H42ZM45 221H47V220H45ZM143 221H144V220H141L140 222L143 223ZM169 221H170V222H167V221H166V222H167L168 224L171 223V222H176V221H172V219H169ZM205 221H206V220H205ZM6 222H7V219H6ZM10 222H11V221H10ZM38 222H39V221H38ZM38 222H37V223H38ZM140 222H139V223H140ZM144 222H146V220H145ZM147 222H150V221H147ZM155 222H156V221H155ZM208 222H209V221H208ZM219 222H221V221H219ZM222 222H223V221H222ZM222 222H221V223H222ZM231 222H232V221H231ZM249 222H250V221H249ZM249 222L247 223V226H249V225H248ZM8 223H7V225H8ZM44 223H46V222H44ZM49 223H50V221H49ZM56 223H57V222H56ZM60 223H61V222H60ZM135 223H136V222H135ZM161 223H162V220H161ZM224 223H225V222H224ZM2 224H3V223H2ZM2 224H0V226H1ZM46 224H47V223H46ZM146 224H147V223H146ZM202 224H203V223H201V226H202ZM206 224H207V223H206ZM225 224H226V223H225ZM231 224H232V225H231ZM3 225L5 226V224H3ZM9 225H10V224H9ZM11 225H12V224H11ZM49 225H50V224H49ZM49 225L47 224V226H49ZM58 225H59V224H58ZM138 225H139V224H138ZM143 225H145V223H144ZM150 225H151V224H150ZM150 225H149V226H150ZM161 225H162V224H161ZM163 225L167 226L166 223H165V224L163 223ZM172 225H173V224H172ZM172 225H171V226H172ZM220 225H223V226H224V224H220ZM227 225H228V224H227ZM227 225H226V226H227ZM250 225H251V224H250ZM59 226H61V224H60ZM63 226H65V225H63ZM77 226H78V224H76V220H75L74 228H75L76 230H78V227H77ZM133 226H134V225H133ZM203 226H204V225H203ZM212 226H213V225H212ZM2 227H3V226H2ZM61 227H62V226H61ZM142 227H143V226H142ZM162 227H163V226H162ZM172 227L175 228L176 226L174 225V226H172ZM172 227H171V228H172ZM62 228H63V227H62ZM62 228H61V229H62ZM138 228H139V226H138ZM143 228H145V227H143ZM166 228H167V227H166ZM171 228H170V230H171ZM221 228H223V227H221ZM224 228H225V227H224ZM162 229L164 230L165 228H162ZM167 229L169 230V228H167ZM212 229H213V227H212ZM219 229H220V228H219ZM137 230H138V229H137ZM139 230H141V229H139ZM145 230H147V229H145ZM173 230H174V229H173ZM173 230H172V231H173ZM214 230H216V229H214ZM225 230H226V229H225ZM260 230H261V231H260ZM2 231H3V230H2ZM134 231H135V230H134ZM141 231H142V230H141ZM141 231H140V232H141ZM216 231H217V230H216ZM237 231H238V230H237ZM237 231H236V232H237ZM4 232H5V231H4ZM4 232H3V234H4ZM140 232H139V233H140ZM205 232H206V231H205ZM207 232H208V231H207ZM214 232H215V231H214ZM214 232H213V233H214ZM223 232H224V231H223ZM227 232H228V231H227ZM238 232H239V231H238ZM263 232H264V231H263ZM1 233H2V232H1ZM208 233H210V232H208ZM213 233H212V234H213ZM217 233H218V232H217ZM221 233H222V232H221ZM242 233H243V232H242ZM5 234H6V233H5ZM225 234H226V233H225ZM263 234H264V233H263ZM236 235H237V234H236ZM243 235H246V234H243ZM0 236H1V235H0ZM193 236H195V235H193ZM201 236H202V235H201ZM229 236H230V234H229ZM259 236H260V235H258V237H257L258 240H259ZM261 236H262V235H261ZM261 236H260V238H261ZM29 237H30V236H29ZM223 237H224V236H223ZM226 237H227V240H228V236H226ZM230 237H231V236H230ZM237 237L240 238L238 235H237ZM244 237H245V236H244ZM17 238H19V237H17ZM31 238H34V237L31 235ZM31 238H30V239H31ZM162 238H163V237H162ZM193 238H194V237H193ZM251 238H253V237H251ZM262 238H263V237H262ZM20 239H23V240H24V237H22V238L20 237ZM35 239H36V237H35ZM35 239H34V240H35ZM232 239H234L233 236H232ZM40 240L42 241L43 239H40ZM47 240H48V239H47ZM47 240H44V241H47ZM193 240H194V239H193ZM196 240H197V239H196ZM209 240H210V238H209ZM216 240H217V239H216ZM218 240H219V239H218ZM221 240H222V239L220 238V241H221ZM224 240H225V239H224ZM224 240H223V241H224ZM227 240H225V241H227ZM229 240H230V239H229ZM236 240H237V238H236ZM255 240H257V239H255ZM258 240H257V241H258ZM32 241H33V240H30V242H32ZM257 241H256V242H257ZM259 241H260V240H259ZM259 241H258V242H259ZM17 242H18V241H17ZM19 242H21V241H19ZM30 242H29L28 244H26V245L29 246L30 244H32V243H30ZM35 242H36V241H35ZM35 242H33V244H34ZM89 242H90V241H89ZM142 242H143V241H142ZM180 242H181V241H180ZM194 242H195V241H194ZM229 242H231V241H229ZM258 242H257V244H258ZM183 243H184V241H183ZM185 243H186V242H185ZM191 243H192V242H191ZM196 243H197V242H196ZM198 243H199V242H198ZM222 243H223V242H222ZM222 243H221V244H222ZM232 243H233V242H232ZM243 243H245V242H243ZM246 243H247V242H246ZM250 243H252V242H250ZM254 243H255V241L253 242V244H254ZM260 243H261V241L259 242V244H260ZM35 244H36V243H35ZM88 244H89V243H88ZM130 244H131V243H130ZM221 244H220V246H221ZM253 244H252V245H253ZM49 245H52V244H49ZM131 245H133V244H131ZM179 245H181V243H179ZM193 245H194V243H193ZM198 245H199V244H198ZM222 245H226V243H223ZM245 245H246V244H245ZM249 245H250V244H249ZM249 245H248V246H249ZM23 246H24V245H23ZM52 246H53V245H52ZM140 246H141V245H140ZM148 246H149V244H148ZM151 246H152V245H151ZM181 246H182V245H181ZM189 246H190V244H189ZM257 246H258V245H257ZM260 246H262V244H261ZM18 247H19V246H18ZM26 247H27V246H26ZM30 247H31V246H30ZM35 247H36V245H35ZM44 247H47V244H46V243H44ZM49 247H50V246H49ZM178 247H179V246H178ZM192 247H193V246H192ZM196 247H197V246H196ZM196 247H195V251H196V249H197ZM210 247H211V246H210ZM221 247H222V246H221ZM252 247H253V246H252ZM24 248H25V247H24ZM51 248H52V247H51ZM130 248H132V247H130ZM151 248H152V247H150V249H151ZM183 248H184V247H183ZM186 248H187V247H186ZM243 248H244V246H243ZM247 248H248V247H247ZM250 248H251V246H250ZM250 248H249V250H250ZM254 248H255V246H254ZM261 248H262V247H260V250H261ZM19 249H20V248H19ZM21 249H22V248H21ZM31 249H33V252H34V250L37 252L38 247H37V249H36V248H35V249H34V248H31ZM61 249H62V248H61ZM105 249H106V248H105ZM105 249H103V250H105ZM113 249L115 250V248H113ZM113 249H112L111 251H113ZM148 249H149V248H148ZM154 249H155V247H154ZM160 249H162V248H160ZM198 249H200V248H198ZM218 249H219V248H218ZM255 249H256V248H255ZM263 249H264V247H263ZM23 250H25V249H23ZM51 250H52V249H50V251H51ZM107 250H108V249H107ZM128 250H129V249H128ZM139 250H140V249L137 250L138 252H134V251L132 250L134 253H131V249H130V253H131V254L129 253V254H130L129 259L126 258V255H125V254H127V253L124 254V257H125L127 260H129L131 264H140L141 262L144 261V259H145V255H146V254L144 253V251H143V253H142V252L139 251ZM142 250H143V249H142ZM152 250H153V249H152ZM152 250H151V251H152ZM157 250H158V249H157ZM189 250H190V248H189ZM191 250H192V248H191ZM247 250H248V249H247ZM251 250H252V249H251ZM258 250H259V248H258ZM25 251H26V250H25ZM27 251H29V250H27ZM38 251H39L38 253L42 252L41 250H38ZM50 251H49V253H50ZM164 251H165V250H164ZM187 251H188V249H187ZM198 251H199V250H198ZM30 252H31V251H30ZM126 252H127V250H126ZM157 252H158V251H157ZM166 252H168V251H166ZM192 252H193V251H192ZM250 252H251V251H250ZM252 252H253V250H252ZM252 252H251V254H252ZM18 253H19V252H18ZM31 253H32V252H31ZM154 253H155V252H154ZM158 253H159V252H158ZM158 253H157V254H158ZM164 253H165V252H164ZM186 253H187V252H186ZM188 253H189V252H188ZM194 253H195V252H194ZM194 253H192V254H194ZM198 253H199V252H198ZM198 253H197L196 255H199ZM32 254H33V253H32ZM32 254H31V257H32ZM105 254H106V252H105ZM108 254H109V253H107L106 255H108ZM152 254H153V252H152ZM165 254H166V253H165ZM167 254H168V253H167ZM167 254H166V255H167ZM237 254H238V253H237ZM242 254H243V253H242ZM258 254H260V252H259ZM34 255H35V254H34ZM34 255H33V256H34ZM39 255H40V254H39ZM48 255H49V254H48ZM93 255H94V254H93ZM106 255H105V256H106ZM117 255L121 256V254H119V253H118ZM127 255H128V254H127ZM154 255H155V254H154ZM158 255H159V254H158ZM158 255H157V256H158ZM234 255H235V254H234ZM254 255H255V254H254ZM254 255H250V256H254ZM22 256H23V255H22ZM27 256H29V255H27ZM113 256H116V254H115V255H111V254H109V255L105 258V264H112V263H111V260H114L113 258H116L115 260H118L120 264L122 263V261L118 259L119 256H117V257H113ZM160 256L163 258V254L159 255V257H160ZM169 256H170V255H169ZM169 256H168V257H169ZM174 256H175V255H174ZM188 256H189V255H188ZM190 256H192V255H190ZM259 256H262V255H259ZM263 256H264V255H263ZM24 257H25V256H24ZM29 257H30V256H29ZM29 257H27V259H29ZM91 257H92V256H91ZM111 257H112V258H111ZM124 257H123V258H124ZM127 257H128V256H127ZM151 257H152V255H151ZM170 257H171V256H170ZM194 257H195V256H194ZM220 257H221V256H220ZM231 257H232V256H230V258H229V257H228V258H229L230 260H232L234 257H232V258H231ZM245 257H246V256H245ZM245 257H244V258H245ZM247 257H248V256H247ZM7 258H8V257H7ZM39 258H40V256H39ZM125 258H124V259H125ZM146 258H147V255H146ZM154 258H155V257H154ZM156 258H157V257H156ZM176 258L179 259V257H176ZM196 258H197V257H196ZM200 258H201V257H200ZM223 258H224V257L222 256V261H223ZM252 258H253V257H252ZM258 258H259V257H258ZM260 258H261V257H260ZM10 259H12V258H10ZM32 259H33V258H32ZM37 259H38V258H37ZM124 259H122V260L124 261ZM148 259H149V257H148ZM157 259H158V258H157ZM157 259H156V260H157ZM164 259H166V258H164ZM172 259H173V257H172ZM220 259H221V258H220ZM224 259H225V258H224ZM235 259H236V258H235ZM239 259H241V258H239ZM30 260H31V258H30ZM30 260H29V262H30ZM33 260H34V259H33ZM39 260H40V259H39ZM39 260H38V261H39ZM53 260H54V259H53ZM60 260H61V259H60ZM101 260L104 261L103 258H102ZM101 260H100V261H101ZM115 260H114V261H115ZM169 260H170V259H169ZM169 260H168V261H169ZM175 260H176V259H175ZM225 260H226V259H225ZM233 260H234V259H233ZM262 260H263V258H262ZM11 261H12V260H11ZM22 261H23V260H22ZM170 261H171V260H170ZM196 261H197V260H196ZM217 261H218V259H217ZM235 261H236V260H235ZM235 261H233V262H235ZM249 261H251V260H249ZM249 261L247 260V262H249ZM32 262H33V261H32ZM52 262H53V261H52ZM116 262H117V261H116ZM166 262H167V261H166ZM177 262H178V261H177ZM179 262H180V261H179ZM210 262H211V260H210ZM212 262H213V261H212ZM212 262H211V263H212ZM218 262H219V261H218ZM223 262H224V261H223ZM228 262L230 263L229 260H228ZM237 262H238V261H236V264H237ZM239 262H240V260H239ZM241 262L243 263L242 260H241ZM245 262H246V261H245ZM247 262H246V263H247ZM33 263H34V262H33ZM117 263H118V262H117ZM123 263H124V262H123ZM144 263H145V262H143V264H144ZM146 263H147V261H146ZM167 263H168V262H167ZM170 263H171V262H170ZM172 263H173V261H172ZM211 263H210V264H211ZM246 263H245V264H246ZM28 264H29V263H28ZM34 264H35V263H34ZM47 264H48V262H47ZM113 264H114V263H113ZM125 264H127V263H125ZM147 264H148V263H147ZM199 264H200V263H199ZM226 264H227V263H226ZM231 264H232V262H231ZM233 264H234V263H233ZM243 264H244V263H243ZM248 264H250V262H249Z\"/></svg>", "mask_w": 264, "mask_h": 264}, {"label": "snow or ice", "instance_id": "snow-or-ice-1", "mask_svg": "<svg viewBox=\"0 0 264 264\" xmlns=\"http://www.w3.org/2000/svg\"><path fill=\"white\" fill-rule=\"evenodd\" d=\"M0 264H3V262H0Z\"/></svg>", "mask_w": 264, "mask_h": 264}]
</instances>
